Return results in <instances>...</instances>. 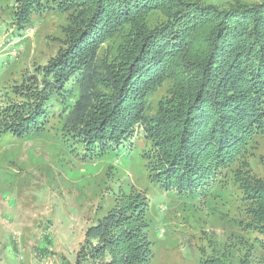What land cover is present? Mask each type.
I'll return each instance as SVG.
<instances>
[{
	"label": "trees",
	"instance_id": "obj_1",
	"mask_svg": "<svg viewBox=\"0 0 264 264\" xmlns=\"http://www.w3.org/2000/svg\"><path fill=\"white\" fill-rule=\"evenodd\" d=\"M55 12L66 15L62 45L13 86L0 132L25 136L55 120L75 155L98 160L139 129L151 145L148 172L165 191L196 194L229 177L247 234L231 235L264 249V176L254 171L264 137V1L15 0L13 17L25 31ZM147 208L140 192L115 199L87 227L75 264H151ZM215 248H203V264H234Z\"/></svg>",
	"mask_w": 264,
	"mask_h": 264
},
{
	"label": "rangeland",
	"instance_id": "obj_2",
	"mask_svg": "<svg viewBox=\"0 0 264 264\" xmlns=\"http://www.w3.org/2000/svg\"><path fill=\"white\" fill-rule=\"evenodd\" d=\"M204 1L226 7L264 0ZM14 6L15 0H0V110L14 98L13 86L56 54L66 24V15L55 12L18 31ZM164 91L151 96L152 105ZM54 123L25 136L0 132V264H75L87 227L130 192L148 203L151 264H203V248L208 253L213 246L234 264H264V249H247L231 235L247 234L238 223L241 200L229 177L196 194L165 191L148 172L144 153L151 145L139 129L130 142L96 160L75 155ZM256 143L254 171L264 176V137Z\"/></svg>",
	"mask_w": 264,
	"mask_h": 264
}]
</instances>
